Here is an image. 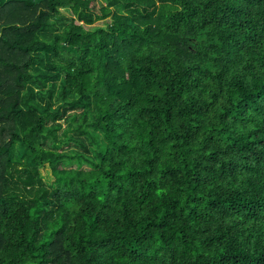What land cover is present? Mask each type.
Here are the masks:
<instances>
[{
  "label": "trees",
  "instance_id": "16d2710c",
  "mask_svg": "<svg viewBox=\"0 0 264 264\" xmlns=\"http://www.w3.org/2000/svg\"><path fill=\"white\" fill-rule=\"evenodd\" d=\"M99 1L0 0V264H264V0Z\"/></svg>",
  "mask_w": 264,
  "mask_h": 264
},
{
  "label": "rangeland",
  "instance_id": "374dc122",
  "mask_svg": "<svg viewBox=\"0 0 264 264\" xmlns=\"http://www.w3.org/2000/svg\"><path fill=\"white\" fill-rule=\"evenodd\" d=\"M93 4H94L95 6H97V5L100 4V1H99V0H93ZM60 11H61V12H64V13L67 12V10H66L65 8H61ZM95 24H102V22H101V21H100V22H96ZM76 111H77V110H76ZM70 112H72V111H70ZM77 113H78V111H77ZM42 174H44L43 171H42Z\"/></svg>",
  "mask_w": 264,
  "mask_h": 264
}]
</instances>
